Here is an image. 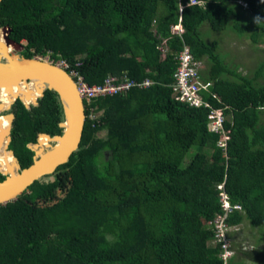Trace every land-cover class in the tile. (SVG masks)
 Returning a JSON list of instances; mask_svg holds the SVG:
<instances>
[{
    "label": "trees",
    "instance_id": "trees-1",
    "mask_svg": "<svg viewBox=\"0 0 264 264\" xmlns=\"http://www.w3.org/2000/svg\"><path fill=\"white\" fill-rule=\"evenodd\" d=\"M197 1L1 0L0 28L22 44L20 57L65 62L88 85L108 76L152 84L84 101L67 162L0 205V264H229L210 224L222 214L219 184L241 206L227 223L247 221L264 236V62L241 74L199 30L264 42V0ZM184 47L211 83L204 99L223 110L225 152L207 130L209 109L172 97ZM10 113L8 149L24 169L39 134H62L63 108L45 89L36 105L11 104L2 114L11 124Z\"/></svg>",
    "mask_w": 264,
    "mask_h": 264
},
{
    "label": "water",
    "instance_id": "water-1",
    "mask_svg": "<svg viewBox=\"0 0 264 264\" xmlns=\"http://www.w3.org/2000/svg\"><path fill=\"white\" fill-rule=\"evenodd\" d=\"M0 31H7L8 34L10 33V29L7 27L0 28ZM5 39L8 43L15 45L18 52L23 50L22 44L14 42L8 36H6ZM14 56L17 60L15 64H11L9 61L5 60V63L9 64L10 68L7 72H0V86L22 81L28 82L32 79L40 80L39 97L43 95L45 89L55 91L62 104L64 121L58 124V127L63 129L61 135L53 137L47 134L38 135V137L44 135L48 137L49 140L55 142L49 150L39 154L38 150H41V148L38 146L37 139L36 144H33L35 148V150H33V162L28 167L20 169L18 161L14 157L16 169L14 170V168H11L10 170L13 175L0 173V175L4 176V178L0 180V205L13 201L34 181L52 174L58 166L66 163L73 151L78 148L85 121L84 102L79 95L75 80L64 68L59 64L47 61L46 58H24L20 57L18 54ZM39 97L28 104H25L20 97L15 98V100H20L28 107L30 104L36 105ZM10 106L6 110H9ZM8 115L13 118L7 134L9 140H11L10 129L15 115L12 113ZM8 151L13 156V152L11 150Z\"/></svg>",
    "mask_w": 264,
    "mask_h": 264
},
{
    "label": "built area",
    "instance_id": "built-area-1",
    "mask_svg": "<svg viewBox=\"0 0 264 264\" xmlns=\"http://www.w3.org/2000/svg\"><path fill=\"white\" fill-rule=\"evenodd\" d=\"M188 1L190 4L200 3L197 0ZM181 8L182 7H180V10ZM172 32L176 34L181 33L179 24L172 28ZM175 60L176 69L172 74V82L169 85L172 97L176 101L191 107H206L209 109L206 125L207 130L211 133L220 135L217 146L225 152L226 142L229 139L223 125L225 117L222 108H212L209 102L203 97L204 93L210 92L209 88L211 83L207 81L204 82L199 78L198 71L201 69L202 63L194 59L187 47H184L176 54ZM59 65L66 70L67 64L65 62H61ZM68 73L75 80L79 95L83 102L99 95L119 94L132 86L145 88L152 84L148 79H144L141 82H134L129 79L120 81L117 77L108 76L102 84L88 85L83 81L82 77L78 76L74 71ZM210 94L215 98V94ZM30 146L31 145H28L29 148ZM217 189L219 190V202L222 214L217 215L210 224L212 225L214 233L213 242L220 244L221 253L219 256L224 262H227V260L234 255L230 245V234L238 230V225H229L226 219L232 212L241 211V206L238 204H231L227 193L224 191L223 184H219Z\"/></svg>",
    "mask_w": 264,
    "mask_h": 264
},
{
    "label": "rangeland",
    "instance_id": "rangeland-1",
    "mask_svg": "<svg viewBox=\"0 0 264 264\" xmlns=\"http://www.w3.org/2000/svg\"><path fill=\"white\" fill-rule=\"evenodd\" d=\"M206 41L216 40L218 43L217 52L225 57V61L230 66H236L239 73L253 76L257 65L264 62V42L254 45L245 35L237 36L230 31L214 32L207 25H202L199 29ZM2 38V31H0ZM23 43V42H22ZM11 49V48H10ZM13 55L18 54L17 49L12 48ZM4 63L5 59H1ZM206 66L203 64L204 69ZM258 82L263 78L258 77ZM264 121V113L261 116ZM0 127L5 130L4 122L0 119ZM54 145V141L49 142V146L40 147L39 154L49 150ZM35 150L33 145L30 146ZM16 167H14V170ZM263 228L252 227L247 221L238 225V230L230 234V245L234 252L233 259L229 264H264V236Z\"/></svg>",
    "mask_w": 264,
    "mask_h": 264
},
{
    "label": "bare ground",
    "instance_id": "bare-ground-1",
    "mask_svg": "<svg viewBox=\"0 0 264 264\" xmlns=\"http://www.w3.org/2000/svg\"><path fill=\"white\" fill-rule=\"evenodd\" d=\"M8 35L7 31H2V38H0V59H5L9 61V63L15 64L17 60L12 53L13 50L7 47L8 42L5 39ZM9 44L16 49L15 45L11 43ZM9 68V64L5 62L2 63L0 60V72H7L9 71ZM40 83V80L32 79L28 82L22 81L19 83L0 86V113H2L4 109L8 108L15 98L20 97L25 104L35 100L40 95ZM4 131L3 128L0 127V172L2 174L8 173L12 176L13 173L10 170L15 167V159L14 156L6 150V144L9 141V138L7 135L8 132L6 130ZM50 141L51 140H49L48 137H45L43 142L38 143L39 148L48 146ZM39 152L40 151L38 150V153Z\"/></svg>",
    "mask_w": 264,
    "mask_h": 264
},
{
    "label": "flooded vegetation",
    "instance_id": "flooded-vegetation-1",
    "mask_svg": "<svg viewBox=\"0 0 264 264\" xmlns=\"http://www.w3.org/2000/svg\"><path fill=\"white\" fill-rule=\"evenodd\" d=\"M8 48H13L12 47V45H10L9 43H8V46H7ZM7 109V108H6ZM6 109H4V111L2 112V113H0V119L4 122V126H5V130L8 132L9 131V127H10V122H7L6 120H5V118H4V116H2V114H5V112L7 111ZM2 128V127H1ZM3 131H4V129H3ZM5 132V131H4ZM9 140V139H8ZM10 141L11 140H9L8 142H7V144H6V150L8 151L9 149H8V147H9V144H10ZM1 173V172H0ZM3 176V175H2ZM4 178V177H3Z\"/></svg>",
    "mask_w": 264,
    "mask_h": 264
}]
</instances>
